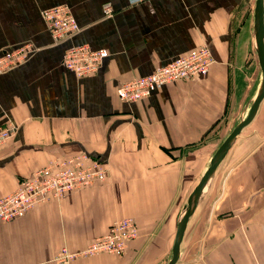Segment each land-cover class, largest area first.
<instances>
[{
  "label": "crops",
  "instance_id": "1",
  "mask_svg": "<svg viewBox=\"0 0 264 264\" xmlns=\"http://www.w3.org/2000/svg\"><path fill=\"white\" fill-rule=\"evenodd\" d=\"M61 3L81 28L53 44L40 12ZM254 3L0 0V52L34 47L0 71V125H15L0 146V195L55 156L84 151L107 168L94 185L0 220V264H57L62 245L79 250L124 216L138 225L124 253L68 264H166L189 193L259 91ZM75 43L108 49L98 71L77 76L63 65ZM201 44L214 57L205 75L160 84L136 101L118 97L123 81ZM175 264H264V97L198 195Z\"/></svg>",
  "mask_w": 264,
  "mask_h": 264
},
{
  "label": "built area",
  "instance_id": "2",
  "mask_svg": "<svg viewBox=\"0 0 264 264\" xmlns=\"http://www.w3.org/2000/svg\"><path fill=\"white\" fill-rule=\"evenodd\" d=\"M137 1L140 0H129L130 3ZM112 9L109 2L103 6L107 15ZM40 14L47 24L53 44L71 38L81 28L70 6L65 3L44 7ZM33 50L30 42L3 49L0 52V71L25 61ZM108 54L106 47L94 48L87 43H75L63 52L62 63L77 76H85L98 71ZM213 61L209 47L201 44L148 73L123 81L117 91L118 97L124 101L147 97L160 84L205 75ZM14 129L15 125L10 121L0 125V146L11 137ZM106 174L104 160L84 151L68 157H52L31 175L22 178L14 190L0 195V220L9 221L20 217L38 203L59 199L75 189L94 185L104 180ZM137 234L138 225L134 217L117 218L112 221L107 232L95 236L79 250L62 245L53 260L57 264H68L74 258L100 252L122 254L129 240Z\"/></svg>",
  "mask_w": 264,
  "mask_h": 264
},
{
  "label": "water",
  "instance_id": "3",
  "mask_svg": "<svg viewBox=\"0 0 264 264\" xmlns=\"http://www.w3.org/2000/svg\"><path fill=\"white\" fill-rule=\"evenodd\" d=\"M254 17H255V25H254V40H255V51L257 54L258 62L261 69V84L259 91L256 97L251 101L248 112L246 116L240 120L232 130L227 134V136L223 139L220 145L217 147L215 152L213 153L209 165L206 167L205 171L201 175L199 181L189 193L187 197L186 204L184 206L183 212L179 218L175 238L172 246L171 257L168 259L166 264H175L179 257V249L180 242L188 221L190 214L193 211V208L196 204L198 195L200 194L202 188L206 184L207 180L215 170L218 163L223 158L226 153L231 141L238 134L242 127L248 124L253 118L258 105L262 98L264 97V4L263 0H255L254 3Z\"/></svg>",
  "mask_w": 264,
  "mask_h": 264
}]
</instances>
